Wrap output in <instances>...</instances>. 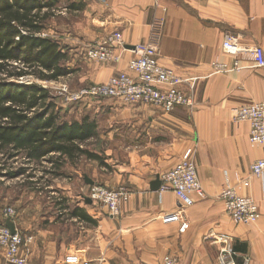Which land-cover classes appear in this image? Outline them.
<instances>
[{
    "label": "crops",
    "instance_id": "1",
    "mask_svg": "<svg viewBox=\"0 0 264 264\" xmlns=\"http://www.w3.org/2000/svg\"><path fill=\"white\" fill-rule=\"evenodd\" d=\"M98 1L71 2L73 12L80 4L85 10L73 26L61 25L57 31L70 57L67 65H77L82 69L79 78L85 75L89 82H106L114 74L128 72L134 56L129 49L121 61L100 71L85 67L84 52L115 31L122 33L126 48L145 45L155 21L163 19L159 62L188 80L181 88L193 97L194 106L165 113L157 106L102 99L106 106L79 107L77 115L97 125L93 139L107 143L103 155L86 145L104 163L79 159L85 158V167L91 169L89 176H82L79 192L61 183L68 219L56 213L45 217L47 211L43 213L39 204L19 212L15 231L32 238L29 264H64L74 251L101 264H162L165 256L176 257L178 264H217L216 239L221 235L232 237L236 263L243 264L246 257L248 264H264V200L259 180L250 171L264 158V145L251 143L249 124L234 123L232 118L240 105L264 101V68H255L248 56H242L243 69L232 73L213 74L211 66L215 61L233 64L235 58L222 51L227 34L237 36L245 48L264 49V0ZM191 147L206 198L185 211L190 227L180 233L177 223L162 220L182 209L180 201L172 191H155L152 184ZM227 176L240 194L250 193L258 202L261 217L256 223L237 224L226 214L219 196ZM248 177L251 191L238 185L239 179ZM93 184L131 191L120 216L111 217L106 208L83 197ZM3 219L0 214V226ZM0 264H8L1 251Z\"/></svg>",
    "mask_w": 264,
    "mask_h": 264
},
{
    "label": "built area",
    "instance_id": "2",
    "mask_svg": "<svg viewBox=\"0 0 264 264\" xmlns=\"http://www.w3.org/2000/svg\"><path fill=\"white\" fill-rule=\"evenodd\" d=\"M164 20L155 21L152 28L151 40L145 45L136 46L134 56L128 63V73L114 75L105 85L91 86L78 93L68 94V102H86L91 99H111L123 105H152L160 107L165 113H172L177 108L194 106V99L181 90V86L188 80H181L173 71L164 68L158 58V43ZM127 51L121 32H114L104 42L88 47L84 52V59L90 62H117ZM222 51L232 56V65L216 61L212 63L213 74H228L243 69L242 56L250 57L255 68H264V49L261 47L245 48L239 38L227 34L222 44ZM233 120L235 123H248L250 126L249 140L253 144L264 145V101L250 102L236 108ZM251 175L264 181V159L255 161L251 168ZM161 191H172L181 203L182 209L163 216V223H177L180 233H185L189 221L186 209L195 203V196L205 195L199 180L194 152L188 149L181 161L172 170L164 173ZM225 210L229 217L237 224H252L259 220V213L254 202L247 197L239 196L227 180L222 193ZM131 191L126 187L109 189L93 184L90 187L89 199L107 209L111 217H118L123 206L129 202ZM12 214H7L12 218ZM220 244L219 264H238L235 262L236 252L232 248V240L227 235L218 236ZM31 236L22 235L3 225L0 228V251L8 264H29ZM222 245V247H221ZM65 264H101V260L90 261L78 254H69L64 259ZM162 264H177L172 256H165ZM243 264H248V259Z\"/></svg>",
    "mask_w": 264,
    "mask_h": 264
},
{
    "label": "trees",
    "instance_id": "3",
    "mask_svg": "<svg viewBox=\"0 0 264 264\" xmlns=\"http://www.w3.org/2000/svg\"><path fill=\"white\" fill-rule=\"evenodd\" d=\"M55 3L52 0L48 3L0 0L1 177L7 174L26 177L32 170L13 168L21 158L31 165L51 163L52 170L44 172L45 175L52 171L58 173L64 162L74 163L81 157L104 163L102 156L86 146L98 134L94 122L86 118L72 122L62 120L58 112L61 108L49 89L23 83L56 82L71 73L62 67L68 56L59 44L40 37L46 22L53 16L51 10ZM70 8H74L73 5ZM29 175L34 178L33 174ZM37 184L40 182L33 185ZM81 218L86 219L85 215Z\"/></svg>",
    "mask_w": 264,
    "mask_h": 264
},
{
    "label": "rangeland",
    "instance_id": "4",
    "mask_svg": "<svg viewBox=\"0 0 264 264\" xmlns=\"http://www.w3.org/2000/svg\"><path fill=\"white\" fill-rule=\"evenodd\" d=\"M41 1H43L45 3L50 2V0H41ZM54 1H56L55 5L53 7L54 10L53 11L51 10V13L53 14V16L50 17V19L46 22L44 30H43L42 34L40 35V37L47 38L50 40H54L55 42H57L59 44L61 49L65 52L66 49L63 47V43L59 39V33H58L59 27L61 25H66V24H69V27L73 26V23L77 22V20H79L78 18H81L83 16V11L85 10V5H82V7L79 9V11L73 12L72 9H70V7H68V6H72L71 2L73 0H52V2H54ZM98 2L104 3L105 0H99ZM74 5H75V3H74ZM61 13H63V15ZM115 32H117V31H115ZM111 35L104 36V38H101L98 43L104 42ZM67 56H68V54H67ZM122 58H123V55L121 56L119 61H121ZM69 60H70V57L68 56L66 61L63 63L62 67L67 68L68 70L71 71V73L68 76L63 77L59 81L49 82V83H47V82L44 83V82H40V81H32V82L31 81H23V83H25V84H36V85L43 86L44 88L49 89L51 94L55 97L54 100L56 101L58 107L61 108L58 110V112H60V117L62 120L67 121V122L81 121L84 119V117L83 116L81 117V114H80V116H79V114L77 115V110L79 107L80 108H81V106L85 107V106H88L89 104H92V103L96 106L97 105L106 106L105 105L106 103L103 101H100L98 99H91V100H88L86 102H73V101L68 102V100H67L68 94L78 93L79 91L86 89V88H89L91 86L108 84L109 80L114 75H117L120 73H128L129 70H128V72H119L117 74H114L106 82H103L101 80H97L98 82H89L85 75L82 76V78H83L82 80L79 78V76L77 75L79 73H77V72L81 71L82 69L77 68V65L76 66H73L71 64L67 65ZM119 61H117V62H105V63L86 61L85 67L90 68L92 70L100 71L101 68H105L106 65L107 66L108 65H114L115 63H118ZM220 62L227 63L224 61H220ZM227 64H229V63H227ZM181 90H182V88H181ZM182 91L184 92V90H182ZM65 92H68V94ZM234 113H235V111H234ZM234 113H233V116H234ZM233 116H232V118H233ZM233 122H234V120H233ZM87 144L90 146V149L92 151H96L102 155L105 154L108 150V146H107L106 141H103L101 139H98V140L92 139V140L88 141ZM188 149H192L194 152V156H195V147H191ZM261 159H264V158H261ZM180 161H181V159H180ZM194 162H195V157H194ZM85 165H86L85 158L81 159L80 161L78 160L77 162H74V163L67 161V162H64L63 166L57 171L58 173H55L54 171H52V173H50V175L49 174L45 175L44 172H50V170H52V165L48 161H44L43 164H40V165H38L37 163H33V165H31V164H28L27 161L24 160L23 158L19 159L17 162H15L13 164V168L15 170L19 169V168H26L27 167V168H29V170H32V171L28 172L26 174V177L25 176H19V175L9 176L8 174L5 175L4 177L0 176V209H1L0 214H2V216L4 218L3 224L7 226L8 221H11L14 224V221L17 219L19 212L23 208L31 206V205H37V204L40 205L41 209L45 210V211H43V213H45L47 211V213L45 215V217H47V218L49 217L50 214L56 213V214H60L59 218L63 217V219H68L69 218L68 217L69 212L65 211L68 208V202H67V200L65 201V199H64L65 197L61 193L60 185H61V183L62 184H68L69 186L72 187V189L74 191H75V189H77V191L79 192L80 191L79 190L80 185L84 184L82 176L86 177V176L90 175L88 172H90L91 169L90 168L88 169L87 167H85ZM79 169H80V171H79ZM196 169H197V167H196ZM7 172H9V171H7ZM29 174H33L32 176L34 178H30ZM42 177H44V179ZM252 177L256 178V180L257 179L259 180L260 190H261L260 192H261L262 198L264 200V181L255 177V176H252ZM227 180H228V176L226 178V181ZM228 181L230 182V180H228ZM239 181H241V182L238 183V185L240 184L241 187L251 191V187H252L251 177H248L244 180L239 179ZM33 182L34 183L40 182V185L37 184L35 186V185H33L34 184ZM47 182H49L48 186H47ZM230 184H231V182H230ZM231 186L234 188V190L236 191V193L239 196L250 198L254 202V204L257 207V211L259 213V219H260V217H261L260 207H259L258 202L255 200V198H253V196L250 193L246 194V195L240 194L236 188V185L233 186L231 184ZM103 187H105V186H103ZM89 193H90V189H87V191L85 193H83V197L84 198H85V196L89 197ZM205 198H206V195H204L203 197L195 196V203L197 200L200 201V200H204ZM219 200L223 204L224 209H225L224 200H222L221 194L219 196ZM73 201L75 202V199H73ZM195 203H194V205H195ZM72 205H73V202H72ZM188 209H190V208H188ZM186 211H188V210L186 209ZM225 212H226V210H225ZM9 213L13 215L12 218L7 217V214H9ZM185 214H186V212H185ZM61 215H63V216H61ZM252 224H254V223H252ZM1 226H3V225H1ZM1 226H0V228H1ZM24 234H26V233H23L22 235H24ZM227 236H229V235H227ZM230 238L232 240L231 242H232L233 251L235 252V248L233 245V239H232V237H230ZM221 247H222V245H221ZM73 254H75V251L73 252ZM218 257H219V252H218V256H217V264H219ZM245 259H246V257L243 258V260H242L243 263H244ZM247 259L249 262L250 259L249 258H247ZM176 260H177V264H178V259L176 258ZM235 262H236V260H235Z\"/></svg>",
    "mask_w": 264,
    "mask_h": 264
},
{
    "label": "water",
    "instance_id": "5",
    "mask_svg": "<svg viewBox=\"0 0 264 264\" xmlns=\"http://www.w3.org/2000/svg\"><path fill=\"white\" fill-rule=\"evenodd\" d=\"M128 49H133V47H128ZM161 185H162V181L160 180V178H157V180L152 184L153 189L155 191L159 190L161 188ZM7 227L10 228L12 233H15V226L11 221L7 222Z\"/></svg>",
    "mask_w": 264,
    "mask_h": 264
},
{
    "label": "bare ground",
    "instance_id": "6",
    "mask_svg": "<svg viewBox=\"0 0 264 264\" xmlns=\"http://www.w3.org/2000/svg\"><path fill=\"white\" fill-rule=\"evenodd\" d=\"M134 48H135V47H134ZM134 48H133V49H134ZM126 49L128 50V48H126ZM133 49H129V50H133ZM161 109H162V108H161ZM162 110H163V109H162ZM163 111H164V110H163ZM97 185H98V184H97ZM159 190H160V189H159Z\"/></svg>",
    "mask_w": 264,
    "mask_h": 264
}]
</instances>
